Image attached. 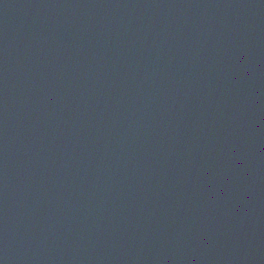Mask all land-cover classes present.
I'll return each instance as SVG.
<instances>
[{"label":"water","instance_id":"95a60500","mask_svg":"<svg viewBox=\"0 0 264 264\" xmlns=\"http://www.w3.org/2000/svg\"><path fill=\"white\" fill-rule=\"evenodd\" d=\"M0 264H264V0H0Z\"/></svg>","mask_w":264,"mask_h":264}]
</instances>
